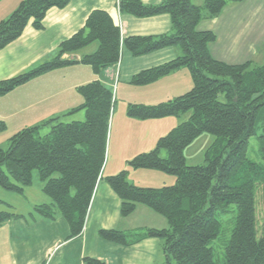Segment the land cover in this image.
I'll return each instance as SVG.
<instances>
[{
    "label": "trees",
    "instance_id": "trees-1",
    "mask_svg": "<svg viewBox=\"0 0 264 264\" xmlns=\"http://www.w3.org/2000/svg\"><path fill=\"white\" fill-rule=\"evenodd\" d=\"M69 1L21 0L0 21V49L17 39L29 21L33 28L42 29L46 12L50 8H64ZM229 1L242 0H203L200 5L191 0H163L157 4L118 0L121 14L138 18L168 14L171 32L123 38L110 14L94 9L79 30L59 43L53 59L0 80V95H4L42 74L74 64L89 65L98 74L116 66L123 48L139 56L168 46L180 47V56L137 72L130 83L148 84L185 67L192 79L191 89L165 102L126 107V115L136 119L189 115L159 137L153 149L127 162L131 168L172 175L175 183L135 186L128 181L126 170L105 178L120 199L121 216L130 215L142 204L164 217L168 226L128 232L99 230L104 240L126 246L146 237L161 239L164 264H217L212 244L221 235L219 217L232 205L235 216L229 237L223 240V264H264V214L261 220L257 218L256 199L259 186L264 196V65L250 60L227 63L213 58L208 45L215 41V33L197 28L201 19L217 17ZM93 42L97 48L79 60L64 57ZM77 91L83 101L67 114L83 110L84 120L65 123L61 121L63 114L54 116L22 128L8 139L7 148L0 147V187L22 194L32 184L33 170H38L41 190L51 202L34 206L33 213L48 219L63 217L69 228L67 239L79 236L83 230L105 161L115 103L111 89L98 79L78 86ZM4 128L0 122V130ZM204 132L215 136L205 153L206 163L187 165L183 150ZM252 136L256 138L261 163L247 157ZM18 216L0 211V224ZM83 261L107 264L92 257Z\"/></svg>",
    "mask_w": 264,
    "mask_h": 264
},
{
    "label": "crops",
    "instance_id": "crops-1",
    "mask_svg": "<svg viewBox=\"0 0 264 264\" xmlns=\"http://www.w3.org/2000/svg\"><path fill=\"white\" fill-rule=\"evenodd\" d=\"M117 1L70 0L64 8H50L46 12L42 29L33 28L29 21L17 39L0 49V80L53 59L59 43L79 30L94 9L108 12L119 26L123 38L135 35L157 36L171 32V19L168 14L144 18L121 14L117 9ZM141 1L145 4H157L163 0ZM221 15L222 11L217 17L201 19L197 28L215 33L217 40L208 45L213 58L227 63H240L237 62L236 31L221 35L220 31L215 32L210 25V21ZM95 43L64 57L79 60L97 48ZM181 54L177 45L139 56H133L123 48L116 66L107 67L98 74L89 65L74 64L49 71L0 95V122L4 123V129L9 133H16L51 117L67 114L83 101L77 87L92 80L98 79L110 88L115 102L119 99L122 104L117 111L114 105L105 161L81 234L67 239L69 228L63 217L57 215L54 219H48L33 213L34 206L49 204L51 200L42 192L38 175L32 173V184L25 187L22 194L5 192L23 202L18 210L13 206L16 209L14 213L20 216L0 224V264H84L86 257L97 258L107 264H164L161 239L146 237L126 246L104 240L100 237L99 230L116 229L128 232L168 226L164 217L142 204H138L130 215L121 216L120 199L105 178L126 170L127 179L137 186L160 187L175 183V177L168 176L169 174L154 169L131 168L127 162L137 154L153 149L159 137L167 134L189 115L185 114L180 118L166 116L136 119L126 115V107L133 102L143 105L165 102L190 90L192 79L185 67L148 84L130 83L131 77L137 72L160 65ZM82 117L83 114L79 111L74 116L77 119L74 120Z\"/></svg>",
    "mask_w": 264,
    "mask_h": 264
},
{
    "label": "rangeland",
    "instance_id": "rangeland-1",
    "mask_svg": "<svg viewBox=\"0 0 264 264\" xmlns=\"http://www.w3.org/2000/svg\"><path fill=\"white\" fill-rule=\"evenodd\" d=\"M20 1L21 0H0V21L7 18L10 15V13L16 8V6ZM193 1L194 3L197 4L203 3V0H193ZM13 6L15 7L12 9ZM210 25L211 27H213L215 32L220 31L221 35L228 31H230L231 34H233L234 31H236L235 36L237 37V62L250 60L253 64L264 65V0H242L239 2L229 1L222 9V15L219 18L214 19L212 22L210 21ZM95 44L97 45V43ZM220 99L221 100L224 99L222 95L220 96ZM129 104H135V103L133 102ZM114 105H116L115 111H117V109L122 104L119 99H116ZM188 113L190 114V112ZM76 114L77 112L74 114H63L61 121L65 123L71 122L74 119H77L74 118ZM80 114H83V117L78 120L82 121L84 120V111L83 110L80 111ZM183 115L184 114H181L180 116L182 117ZM48 131L49 129L44 130V132H42L41 134H45ZM13 134H14L13 132L9 133V131L8 130L5 131V129H3L2 131L0 130L1 148L3 149L7 148L8 139ZM214 141H215V136L207 132L201 133L199 136H197L183 150L186 164L187 165L205 164L206 163L205 153ZM164 155L165 154H163V156ZM247 157L254 162H258V163L262 162V159L258 153V144L255 136H252L249 139ZM162 173L167 174L165 172ZM33 174L38 175V170H33ZM130 183L133 184V182ZM133 185L137 186V184H133ZM5 192L8 191H5L4 189H0V211L15 212V210L16 209L18 210L20 205H22L23 201H21L20 199L17 200L16 197H12V195H10L15 193L8 192L10 194H7ZM256 199H257V218L261 220L264 214V203H263L264 196H263V189L261 186L258 187ZM14 205L17 207L16 209L13 208ZM232 206L233 207L229 209L227 213L219 217V220L221 222V235L219 239L214 241L212 244L215 247L214 258L217 264H223V253H224L223 240L224 238L229 237L230 230L233 226V220L235 216V206L234 205Z\"/></svg>",
    "mask_w": 264,
    "mask_h": 264
}]
</instances>
